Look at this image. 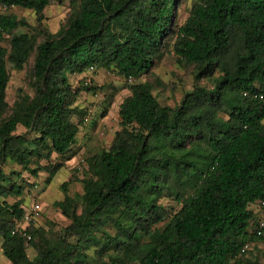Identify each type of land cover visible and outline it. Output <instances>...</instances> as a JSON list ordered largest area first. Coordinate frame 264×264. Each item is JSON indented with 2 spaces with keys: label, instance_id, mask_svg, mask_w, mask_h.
Listing matches in <instances>:
<instances>
[{
  "label": "trees",
  "instance_id": "obj_1",
  "mask_svg": "<svg viewBox=\"0 0 264 264\" xmlns=\"http://www.w3.org/2000/svg\"><path fill=\"white\" fill-rule=\"evenodd\" d=\"M50 1L0 0L36 21L33 33H15L26 21L0 13L2 257L9 264H264V228L254 233L264 200V0H193L179 24L183 0H68L54 33L40 24ZM164 54L193 81L174 107L158 103L154 83L136 81ZM6 63L29 64L31 95L18 89L10 105ZM89 67L127 82L119 128L85 159L79 194L66 191L74 177L59 183L54 206L67 224L18 228L35 202H24L32 184L22 173L43 172L48 185L73 155L81 121H72L80 113L75 98L102 87L82 77L72 88L68 76ZM10 165L17 169L5 171ZM163 196L179 205L172 213Z\"/></svg>",
  "mask_w": 264,
  "mask_h": 264
},
{
  "label": "rangeland",
  "instance_id": "obj_2",
  "mask_svg": "<svg viewBox=\"0 0 264 264\" xmlns=\"http://www.w3.org/2000/svg\"><path fill=\"white\" fill-rule=\"evenodd\" d=\"M193 0H183L178 6L176 23L179 24L187 15V10ZM69 11L68 0H51L42 10V19L40 24L49 33H54L63 23ZM4 14H13L17 18H23L29 27H17L15 33L27 32L33 33L36 27L35 16L32 11L19 7H10ZM6 47V44L3 43ZM8 72V81L4 91V99L10 105L18 94V89L31 95V90L27 85L29 64H26L21 70H14L9 63L5 64ZM84 77V81L92 80L91 84L102 87L95 93L79 92L76 96V105L80 109L78 116H73L72 121L81 120L78 125V131L75 142L71 147L73 155L64 162V167L58 171L46 185L43 180L46 174L38 173L36 178L28 177L22 173V177L31 186L25 187L28 190L24 196L25 204L34 200L40 205L39 218L36 226L44 229H58L68 221L63 217L59 210L54 206V202L62 198V192L59 188L61 181H67L74 177L66 186L69 195L79 194L81 185L79 179L86 175L84 161L87 157L108 147L113 133L118 130L117 107L119 102L128 94L127 82L117 77L110 71L95 69L94 71H85L81 75H69L68 80L72 88H76L79 79ZM156 79L157 83L154 82ZM147 80L153 84L151 88L152 95L159 104L174 107L180 101L183 93L192 87L193 81L189 69L181 65H176L170 54H164L160 61L155 63L147 72L140 75L136 81ZM200 84H207L204 80ZM23 129L17 127L15 133H22ZM54 158V159H53ZM54 161H61L60 157H52ZM17 169L16 166H6ZM159 202L165 207L166 212L172 213L178 208V204L172 197L163 196ZM259 212V211H258ZM259 216V213H258ZM249 247V249H251ZM259 249H264V244L259 245ZM27 256L34 254L31 248L26 250ZM0 254V264H9L3 260Z\"/></svg>",
  "mask_w": 264,
  "mask_h": 264
},
{
  "label": "built area",
  "instance_id": "obj_3",
  "mask_svg": "<svg viewBox=\"0 0 264 264\" xmlns=\"http://www.w3.org/2000/svg\"><path fill=\"white\" fill-rule=\"evenodd\" d=\"M7 10V7L3 4H0V13H3L4 11ZM88 71H93V67H89ZM129 81V79H127ZM259 207V216L256 218V227H255V235L259 236L260 235V230L264 228V200L259 201L258 203ZM39 212H40V205L36 202L31 203L26 211L24 212L20 224L18 225V228H23L26 225L29 224H35L37 219L39 218ZM29 237L27 236V239ZM246 245L242 247L245 248Z\"/></svg>",
  "mask_w": 264,
  "mask_h": 264
},
{
  "label": "crops",
  "instance_id": "obj_4",
  "mask_svg": "<svg viewBox=\"0 0 264 264\" xmlns=\"http://www.w3.org/2000/svg\"><path fill=\"white\" fill-rule=\"evenodd\" d=\"M5 262H7L5 259H3Z\"/></svg>",
  "mask_w": 264,
  "mask_h": 264
}]
</instances>
